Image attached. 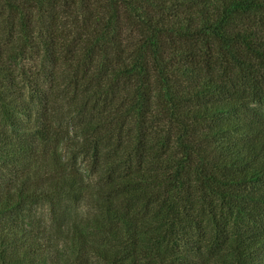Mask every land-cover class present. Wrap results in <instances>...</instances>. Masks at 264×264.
I'll return each instance as SVG.
<instances>
[{
	"label": "trees",
	"instance_id": "1",
	"mask_svg": "<svg viewBox=\"0 0 264 264\" xmlns=\"http://www.w3.org/2000/svg\"><path fill=\"white\" fill-rule=\"evenodd\" d=\"M0 264H264V0H0Z\"/></svg>",
	"mask_w": 264,
	"mask_h": 264
},
{
	"label": "rangeland",
	"instance_id": "2",
	"mask_svg": "<svg viewBox=\"0 0 264 264\" xmlns=\"http://www.w3.org/2000/svg\"><path fill=\"white\" fill-rule=\"evenodd\" d=\"M38 216L39 221L36 222V227L50 231L56 222V216L51 209L50 203H44L40 206Z\"/></svg>",
	"mask_w": 264,
	"mask_h": 264
}]
</instances>
